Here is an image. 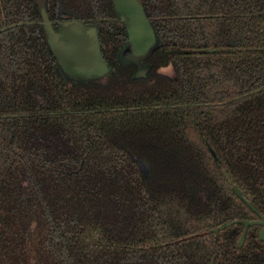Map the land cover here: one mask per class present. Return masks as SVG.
<instances>
[{
  "label": "trees",
  "instance_id": "1",
  "mask_svg": "<svg viewBox=\"0 0 264 264\" xmlns=\"http://www.w3.org/2000/svg\"><path fill=\"white\" fill-rule=\"evenodd\" d=\"M140 1L144 78L112 0H42L97 26L109 73L78 82L37 0H0V264H264L214 232L250 214L233 186L263 205L264 0Z\"/></svg>",
  "mask_w": 264,
  "mask_h": 264
},
{
  "label": "water",
  "instance_id": "2",
  "mask_svg": "<svg viewBox=\"0 0 264 264\" xmlns=\"http://www.w3.org/2000/svg\"><path fill=\"white\" fill-rule=\"evenodd\" d=\"M42 20L43 33L46 43L56 60L60 72L71 80L78 82L94 81L103 78L109 73L103 56L97 33V26L87 21L71 18L59 22H52L43 6L42 0H37ZM113 11L127 36V43L120 53L123 64H142L143 60L157 45V35L146 15L140 0H112ZM58 25V29L55 28ZM146 68L143 67L137 77L144 76ZM209 152L217 162L215 153ZM233 193L249 209L257 213L254 207L242 196L236 187ZM254 223H245L244 229ZM264 226V222L257 223ZM230 224L217 229V235ZM244 234L239 246L243 242ZM259 240H264V229L259 234Z\"/></svg>",
  "mask_w": 264,
  "mask_h": 264
},
{
  "label": "flooded vegetation",
  "instance_id": "3",
  "mask_svg": "<svg viewBox=\"0 0 264 264\" xmlns=\"http://www.w3.org/2000/svg\"><path fill=\"white\" fill-rule=\"evenodd\" d=\"M55 28L58 29V25H55ZM127 43V42H126ZM146 58L143 60L142 64H134L135 66H137V70L135 71V74H137L143 67H145L147 70L144 74V76L142 77H137V78H144L147 76V72H148V68H147V63H145L146 61ZM129 65V64H128ZM162 70H165L166 73L172 71V65L169 64V67H166ZM165 73V74H166ZM136 77V75H135ZM235 187V186H233ZM232 187V188H233ZM237 188V187H236ZM238 189V188H237ZM240 191V190H239ZM241 192V191H240ZM233 193V191H232ZM242 193V192H241ZM234 194V193H233ZM235 195V194H234ZM236 196V195H235ZM243 196V194H242ZM237 197V196H236ZM238 198V197H237ZM244 198V196H243ZM245 199V198H244ZM246 200V199H245ZM247 201V200H246ZM248 203H250L249 201H247ZM263 202V205L261 207V210L257 209L252 203H250L254 209L256 210L257 213L253 212L251 209H249L244 203V205L247 207V209L250 211V214L247 216V219L243 220V221H233L231 223H228L230 224L229 226L233 227V232L236 233V232H239L241 231L240 233V236H239V239H238V248H241L243 245H244V242H245V239H246V236H247V233L250 234V237H253V241H254V244H258L257 246H262V250H263V256H264V240L260 241L259 240V234L260 232L264 229V226L262 225H259L257 223H262L264 222V200L262 201ZM245 223H254L253 225H250L247 227V229L245 230L244 229V224ZM227 225V224H225ZM229 226H227L226 228H228ZM220 228V227H219ZM218 228V229H219ZM225 229V228H224ZM223 229V230H224ZM217 230V229H216ZM221 231V230H220ZM244 234V238H243V242L241 244V246H239V242H240V239L241 237L243 236Z\"/></svg>",
  "mask_w": 264,
  "mask_h": 264
}]
</instances>
